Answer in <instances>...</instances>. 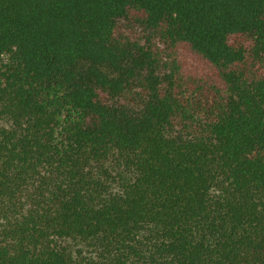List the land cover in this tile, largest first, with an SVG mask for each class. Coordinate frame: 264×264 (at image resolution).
<instances>
[{"label":"trees","instance_id":"trees-1","mask_svg":"<svg viewBox=\"0 0 264 264\" xmlns=\"http://www.w3.org/2000/svg\"><path fill=\"white\" fill-rule=\"evenodd\" d=\"M0 264H264V0H0Z\"/></svg>","mask_w":264,"mask_h":264}]
</instances>
